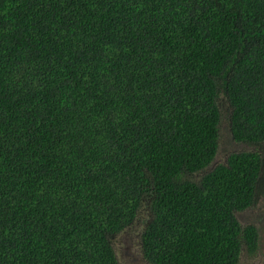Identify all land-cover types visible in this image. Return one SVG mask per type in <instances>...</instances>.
<instances>
[{"label": "trees", "instance_id": "trees-1", "mask_svg": "<svg viewBox=\"0 0 264 264\" xmlns=\"http://www.w3.org/2000/svg\"><path fill=\"white\" fill-rule=\"evenodd\" d=\"M262 191L264 0H0V264H240Z\"/></svg>", "mask_w": 264, "mask_h": 264}, {"label": "rangeland", "instance_id": "rangeland-1", "mask_svg": "<svg viewBox=\"0 0 264 264\" xmlns=\"http://www.w3.org/2000/svg\"><path fill=\"white\" fill-rule=\"evenodd\" d=\"M220 129L221 136L219 144L221 149L219 150L215 159L217 162H223L226 155L230 151L252 148V146L244 142H236L230 138V132L227 129L225 118L223 119V124ZM236 214L242 225L252 224L258 228L261 242L259 247V254H257V256L253 258L246 257L247 259L244 258L243 255V259L240 264H264V192L262 191L258 198V202L254 206L241 212H237ZM140 222H136L132 228L128 229V232L126 234H122L116 239L115 249L118 254L119 264L145 263L143 258H141V254L139 252V236L143 226L142 218H140Z\"/></svg>", "mask_w": 264, "mask_h": 264}]
</instances>
